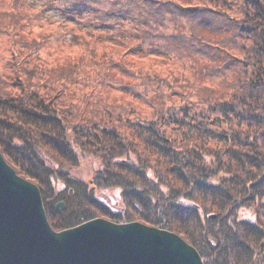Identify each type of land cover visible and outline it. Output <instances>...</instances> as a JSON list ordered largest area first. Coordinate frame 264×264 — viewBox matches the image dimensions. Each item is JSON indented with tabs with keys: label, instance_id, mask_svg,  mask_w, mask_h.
<instances>
[{
	"label": "trees",
	"instance_id": "obj_1",
	"mask_svg": "<svg viewBox=\"0 0 264 264\" xmlns=\"http://www.w3.org/2000/svg\"><path fill=\"white\" fill-rule=\"evenodd\" d=\"M14 1L27 7L26 0ZM49 1L68 24L99 33L97 39L105 38L110 45L103 64L80 60L63 65H78L84 79L92 65L99 67L104 74L99 85L105 89V79L118 83L137 105L114 116L89 106L69 111L60 101L62 95H53V79L19 64L14 70L10 65L0 68L3 88L18 90L10 98L0 86V152L40 189L52 227L62 231L96 217L117 224L140 222L176 233L205 264H264V80L251 82L240 104L223 100L203 108L184 103V93L174 92L178 107L158 109L152 94L161 83L167 84L164 77L179 73L177 57L155 51L130 14L114 10L116 0ZM208 3L214 7L207 8ZM177 6L187 12L215 10L223 16L224 8L238 7L240 0H177ZM13 7L0 0V31L18 39L21 33L9 29L19 28V20L27 25V20ZM242 7L253 14L249 18L246 13L238 22L239 37L264 26L261 0H242ZM204 35L219 43L227 33ZM24 41L26 46L17 41L15 48L27 49ZM166 43L189 51L201 42L192 38ZM53 78L58 86L64 77L58 72ZM142 104L150 113L135 116L134 122L128 116L142 113ZM84 155L101 165L93 189L71 173ZM101 189L121 191L115 209L96 197ZM59 202L66 205L61 212Z\"/></svg>",
	"mask_w": 264,
	"mask_h": 264
},
{
	"label": "clouds",
	"instance_id": "obj_2",
	"mask_svg": "<svg viewBox=\"0 0 264 264\" xmlns=\"http://www.w3.org/2000/svg\"><path fill=\"white\" fill-rule=\"evenodd\" d=\"M228 3H233V0H228ZM261 3H264V0H261ZM206 7L212 9L214 5L208 3ZM8 8L9 5H5L6 11ZM114 10L130 14L135 24L140 26L137 31L141 37L150 38L155 51L170 53L178 58L179 73L172 79L164 77L163 80L167 81V84L161 83L159 90L152 94L157 97L154 103L158 109L178 107L174 92L184 93V103L191 102L203 108H207L209 103L223 100L240 104L241 97L246 98L251 82L256 81L258 77L264 80V26L254 32L247 30L249 34L245 37L236 34L238 22L245 19L246 13L249 18L253 14L252 10L243 9L242 0L238 7L224 8L226 15L223 16L215 10L184 11L182 7L177 6V0H116ZM205 32H226L227 36L217 43L206 37ZM192 38L201 43L189 51L170 47L166 43ZM204 45L210 47L205 49ZM233 55L238 59L234 60ZM61 59L63 57L60 55L51 60L48 56H43L40 62H57V71L64 77L60 84L66 85L67 89L73 92L83 89L71 98L70 104L83 107L90 100L95 105L96 99H85L92 89L85 87L87 81L81 75L80 67L59 64ZM168 85H171V88ZM199 110L198 107L196 111ZM73 174L75 175V172Z\"/></svg>",
	"mask_w": 264,
	"mask_h": 264
},
{
	"label": "water",
	"instance_id": "obj_3",
	"mask_svg": "<svg viewBox=\"0 0 264 264\" xmlns=\"http://www.w3.org/2000/svg\"><path fill=\"white\" fill-rule=\"evenodd\" d=\"M56 208L63 211L65 204ZM0 264L205 263L179 235L139 222L97 218L55 231L39 188L19 177L0 153Z\"/></svg>",
	"mask_w": 264,
	"mask_h": 264
},
{
	"label": "rangeland",
	"instance_id": "obj_4",
	"mask_svg": "<svg viewBox=\"0 0 264 264\" xmlns=\"http://www.w3.org/2000/svg\"><path fill=\"white\" fill-rule=\"evenodd\" d=\"M1 1H6L8 4L14 5L15 7L13 8L15 12L27 20V25L23 20H19L17 21L20 25L19 28L15 29L11 27L9 29L12 32L21 33L22 37L25 40L27 39V49L15 48L17 41L18 45L23 47L26 46L22 37L18 39H11L5 32L0 31V68L10 65L11 70H14L16 68V64H19V66L23 69L26 67L27 71L41 72L45 75V78L53 79L54 85H51L50 87L57 93L53 95H62L60 101L63 102L65 108L69 111H79L89 106L88 110L93 107L96 108L97 111H105L107 113L111 112L114 116L116 114L115 111L125 110L132 106L136 108V102H134V100L126 94L125 90H123L121 86H118V83L112 82L110 79H105L106 82H111L113 85L103 82V87H106L103 89L98 83L103 81V76H100L104 75L103 70L97 66L94 67L93 65L91 66L89 77L84 80L87 81L85 87L92 89V91L88 94V97H85V99H96L95 105H93L90 100L89 103L83 107L81 105L70 104L69 101L71 98L78 95L83 91V89H77L73 92L71 89H67L66 85L60 84V82L57 86V82L53 78L56 77V74H58L57 62L53 61L52 63H49L48 61H44L41 63V57L48 56L51 60L54 56L60 55L63 59L58 62L59 64H65L67 61L79 63L80 60H84V62L89 63L94 62V60H98L103 64V55L110 47L108 41H106L105 38L103 40L97 39L99 33L92 34L82 30V28L68 24L66 20L67 17L62 16L59 10H54V6L56 5L53 4V6L49 0H26L27 7L22 4L19 5L18 2L14 0ZM10 11L12 12V9H10ZM16 16L18 18V15ZM3 22L7 23L9 20L4 19ZM7 28H9V26L4 29ZM40 29L43 31L38 32L37 30ZM33 44L37 45L34 50L31 49ZM18 52L21 54L19 55ZM23 62H27V65L23 64ZM95 78H97V83L95 82ZM60 80L61 78L59 81ZM40 83L41 82L38 81V84ZM78 83L80 82L78 81ZM0 86L3 93L7 97L14 98L13 96L18 95V90L12 88V86L10 87L11 90L7 89L6 86L3 88L2 84H0ZM141 109L145 111L141 110L142 113H136L135 115L128 117H131V119L135 122V116H143L146 113H150L149 108L146 109L143 104L141 105ZM100 115L104 116L105 114L101 113ZM149 165L152 166L150 163ZM9 166L16 171V168L11 163ZM100 168L101 165L98 160L92 158L90 155H84L80 157V165L78 168L71 173L73 174L75 172V175L73 174L72 176L79 178L88 184L90 189H93V183ZM19 176L22 177L21 175ZM81 177H84V179H81ZM120 194L121 191L119 189L96 190V197L112 209H115L118 205L121 197ZM245 214L248 217L252 216L247 212ZM97 218L103 217H96L94 219ZM55 231L60 232L58 230Z\"/></svg>",
	"mask_w": 264,
	"mask_h": 264
}]
</instances>
